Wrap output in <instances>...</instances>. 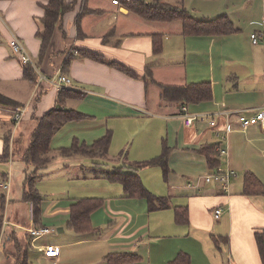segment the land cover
<instances>
[{"label": "crops", "instance_id": "1", "mask_svg": "<svg viewBox=\"0 0 264 264\" xmlns=\"http://www.w3.org/2000/svg\"><path fill=\"white\" fill-rule=\"evenodd\" d=\"M65 1H74V6L64 14L62 28L55 29L49 50L39 61L40 39L36 32L41 28L46 1L0 0V92L26 107L14 128L13 108L0 105V182L10 174L5 172L4 165L20 161L12 149L20 151L27 146L35 118L57 105L59 92L46 81L33 83L24 78L23 64L9 46L10 37L15 34L43 74L47 77L67 74L72 79L70 89L84 93L80 99H67L62 107L75 108L90 117L65 122L53 135L51 148L54 150L52 145L59 141L63 142L61 147L67 145L72 138L89 144L110 130L106 157L116 148L119 152L117 157L105 160L106 169L121 166L132 171L131 163L159 155L164 144L169 151L167 173L164 175L159 166L143 167L137 172L144 187L155 196L164 197L168 205L150 209L145 198L129 196L121 184L112 182L99 195L102 205L92 211L93 229L82 233L66 225L69 206L76 199L56 204L52 201L45 204L42 200L41 225H59L58 235L53 237L54 243L46 242L44 236L33 239L28 252L31 264H109L107 256L115 253L135 257L119 264H170L179 252L188 253L191 264H262L254 232L264 229V194H245L242 187L247 171L254 173L264 186V129L259 124L241 129L236 115L226 117L222 113L216 114L214 125L208 120L186 125L182 108L185 106L189 114L243 109L250 115L264 105V75H260L264 72V0L174 1H182L194 18L213 19L226 14L236 31L223 35H185L180 21L156 22L140 17L134 20L131 15L135 14L112 0L99 8L91 0ZM83 7L102 12L82 13ZM105 15L115 21L108 22ZM129 21L136 27L147 26L146 31H131L127 27ZM254 32L263 33L256 44L250 37ZM106 34L109 36L103 40ZM154 34L162 36L159 53L153 52ZM79 50L101 53L105 59L122 63L139 76L129 77L106 63L79 58ZM69 58L70 62L65 64ZM146 67L151 69L154 80L163 85L208 81L211 98L186 105L163 101L160 88L151 82L145 84L142 79ZM150 85L155 86L151 99ZM227 122L230 129L220 142L215 130L223 129ZM67 129L71 131L66 138L63 133ZM6 135H9L8 157L2 158ZM211 143H220L227 150L226 155L218 153L217 167H228L236 173L226 192L218 182L201 180V176L217 168H209L205 155L199 152L201 145ZM21 163L24 174L26 169L31 170ZM197 180L198 186H188ZM1 202L11 209L8 197L3 195L0 205ZM176 207L186 208L184 223L175 221ZM217 208H221L218 218ZM26 209L28 222L26 217L13 218L3 211L6 223L2 219L0 264H15L11 233L23 245L30 240L27 229L35 226L33 203L32 216L30 202ZM14 228L24 229V233L18 234ZM45 244L56 245L57 255L45 257L39 249Z\"/></svg>", "mask_w": 264, "mask_h": 264}, {"label": "trees", "instance_id": "2", "mask_svg": "<svg viewBox=\"0 0 264 264\" xmlns=\"http://www.w3.org/2000/svg\"><path fill=\"white\" fill-rule=\"evenodd\" d=\"M43 4L44 15L40 19L41 28L37 30L36 36L40 39V50L38 53L39 61L43 58L49 50V46L53 37L55 29L62 28L61 22L64 14L71 10L74 6V1L67 3L65 0H45ZM119 4L124 6L129 12L136 16L149 21L156 22H171L180 21L182 24V33L185 35H223L236 31L226 14H221L213 19H196L194 18L182 1L175 3L165 2L162 0H119ZM82 13L99 14L102 11L99 9H90L83 7ZM80 29V28H79ZM110 31L109 33H112ZM81 35V34H80ZM103 36V40L108 38ZM152 48L154 53H159L162 48V36L159 34L152 35ZM79 58H90L96 61L106 63L113 68H116L129 77L137 78L139 74L123 65L122 63L107 60L101 53L79 50ZM69 58L65 64L70 62ZM38 64V62H37ZM24 78L29 82L37 81L38 75L31 68L29 64H23ZM142 79L145 84L148 82L156 84L160 88V94L163 101L178 102L181 104L197 103L206 101L211 98L212 88L211 83L208 81H201L195 83H187L182 86L163 85L157 83L149 67H146L142 74ZM83 92L79 90H72L70 88H62L57 95V105L46 110L41 117H36L35 127L32 130L27 146L23 149H12V154L20 161L27 165L24 174L22 200L25 202L33 203V223L35 226L41 225V202L42 196L36 188V181L42 174L43 170L48 167L53 159V149L50 146L53 135L61 128L65 122L79 121L87 119L88 115L76 110L75 108H63L62 105L67 99L82 98ZM0 105L14 108L22 105L20 102L7 97L0 92ZM8 141L9 135L4 138V148L2 158L8 157ZM111 143V132L107 130L104 136L94 140L92 143H85L73 138L69 146L60 147L57 149L58 155L72 156L81 155L89 158H104L107 155ZM217 143L203 144L199 148V152L205 155L209 168H215L220 164L218 152L216 150ZM15 150V151H14ZM168 147L163 144L162 151L159 155L143 161L133 162L129 165L133 170H125L123 167H116L106 169L104 176L111 182L121 184L123 191L132 197L145 198L149 204L150 209H158L167 207L168 203L164 197H157L149 192L143 185L142 180L137 172L138 169L147 166H159L164 175L168 171L167 157ZM98 164V163H96ZM101 172V171H100ZM102 173V172H101ZM95 176H98L95 174ZM254 173L247 171L244 174L242 192L245 194H264V186ZM103 203L100 197H83L76 199L69 206V218L67 221L68 228L76 232H89L91 231V214L92 211L99 208ZM3 204V202H2ZM2 204L0 205V231L2 226ZM174 219L177 223H184L187 220V213L185 207H176L174 209ZM27 234H25L26 236ZM13 245L12 256L15 264H29V242L24 245L21 244L18 236L11 233L10 237ZM258 253L261 263L264 264V229L254 232ZM109 264H119L125 261L135 259L132 254H109L107 256ZM170 264H191L190 255L186 252H179L175 259Z\"/></svg>", "mask_w": 264, "mask_h": 264}, {"label": "rangeland", "instance_id": "3", "mask_svg": "<svg viewBox=\"0 0 264 264\" xmlns=\"http://www.w3.org/2000/svg\"><path fill=\"white\" fill-rule=\"evenodd\" d=\"M147 2H150L151 0H145ZM172 3H175V0H165ZM105 3H110V0H91V4L94 6H97L98 8L101 5H104ZM107 17V21H115L111 18L110 15H105ZM201 16H196L197 19H201ZM131 18L134 20H140L139 17L136 15H131ZM130 22V21H129ZM127 27H130V29H133L131 31H137L140 33H144L147 29V26L142 27H136L134 26V23L127 25ZM152 28V25L150 26V29ZM259 44H262L260 42ZM257 44L256 46L259 47L260 45ZM260 75H264V72H261ZM155 90V86L150 85L149 87V97L150 99L153 97L152 92ZM150 110L151 108L149 106ZM87 126H91L88 124ZM86 129V128H85ZM83 129V132L85 131ZM71 130H65L63 134H65L66 138L69 137ZM78 139V138H77ZM155 139V138H154ZM73 138L67 145H63L62 147L69 146L72 142ZM153 140V138H146V141ZM79 141H83L80 140ZM67 143V141L65 142ZM87 143V142H85ZM91 143V142H90ZM61 144H63L62 141L55 142L52 147L54 148L55 154H53V159L51 160V163L48 165L47 172L42 174L36 181V188L39 192V194L43 198V203L48 204L49 201H52L51 203H63L69 199H79L83 197H99L100 193H102L103 189L108 186V184L112 183L107 178H105V168H106V162L105 160H108L109 158H113L115 155L118 156L119 149H115L114 152L111 151L108 153V157L104 158H89L84 157L81 155H72V156H61L58 155L57 149L60 148ZM88 144V143H87ZM126 153V151H124ZM55 155V157H54ZM20 161H13V162H7L6 165H4V170L6 173L11 174V189L9 194L4 192L0 189V199L4 195L6 198L10 200L11 204L9 205L11 209L8 210V206L6 204H2V215L3 211L6 215H12V217H18L20 219L24 218L25 221L27 220V204L29 202L22 201L21 194L23 191V179H24V173L21 170L20 167ZM98 163V164H96ZM23 164V163H21ZM11 167V170H10ZM110 169V168H107ZM102 173H101V172ZM1 172V170H0ZM97 174L98 176H95ZM83 176H86L87 179H81ZM9 201L7 200V203ZM45 204H42V208L45 206ZM30 213V212H29ZM6 218V217H5ZM68 221V220H67ZM47 225V224H46ZM67 225V222H66ZM59 225L57 224H49L48 227H54L57 229ZM14 230L19 233H24V229L21 228H14ZM58 232L55 230V232L44 235V239L46 242H55L53 240L54 236H57ZM32 255V254H30ZM32 259V258H31ZM29 258V264H31V260ZM35 262V261H34Z\"/></svg>", "mask_w": 264, "mask_h": 264}, {"label": "built area", "instance_id": "4", "mask_svg": "<svg viewBox=\"0 0 264 264\" xmlns=\"http://www.w3.org/2000/svg\"><path fill=\"white\" fill-rule=\"evenodd\" d=\"M128 1V0H126ZM112 3L118 4L119 0H112ZM251 40L253 43H258L263 38L262 32H254L250 35ZM9 46L11 48V51L13 55L22 63V64H29L31 68L36 72L38 75L37 82L46 81L47 83L55 86L56 89L60 91L62 88H71L72 87V79L64 73H57L54 76L47 77L45 74H43L39 68L37 67L36 63L34 62V59L32 55L29 53V50L25 46V44L21 41L19 37H17L15 34H12L9 40ZM183 120L186 125H191L193 121L195 120H208L210 125L215 124L214 117L216 114H224L226 117L230 116V114L236 115V118L239 122L240 128L245 129L251 124H259L264 129V105L258 108H255L253 113L248 115L245 113V110L238 109V110H220L216 113H198V114H189L186 112V107L183 106ZM26 110V107L24 105H18L13 108L12 110V122L14 124V128L19 125V122L21 121L23 114ZM230 129V125L228 122L226 123L225 127L221 130L217 129L215 130V135L217 138H219L220 142L225 140L227 132ZM11 138H13L11 136ZM216 150L218 151L219 155H226L227 150L225 147L221 146L220 143L217 146ZM236 175L235 171L231 168H221L217 167L214 170L205 173L203 176H201V180L204 183H210V182H218L220 185V188L223 191H227L229 188L230 180L232 177ZM11 177L10 174H8L7 179L0 182V188H2L6 193L9 192L11 188ZM200 180H197L196 182L188 183V186H198ZM221 213V208L215 209V217L218 218ZM30 216H32V203L30 202ZM32 218V217H31ZM6 223V218L3 219V224ZM56 228L54 227H48V226H31L27 229V233L29 236V244L31 246L33 245V239L42 237L46 234H49L51 232H55ZM0 246H1V237H0ZM40 251H42V254L45 257H53L56 256L58 253V247L54 244H45L39 247Z\"/></svg>", "mask_w": 264, "mask_h": 264}]
</instances>
